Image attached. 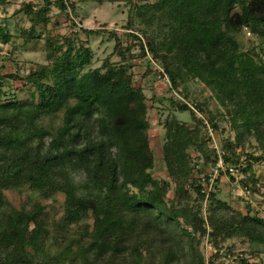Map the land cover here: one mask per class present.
Segmentation results:
<instances>
[{
    "label": "trees",
    "instance_id": "16d2710c",
    "mask_svg": "<svg viewBox=\"0 0 264 264\" xmlns=\"http://www.w3.org/2000/svg\"><path fill=\"white\" fill-rule=\"evenodd\" d=\"M6 2L0 0V8ZM131 2L142 26L125 25V45L115 38L117 62L105 59L91 68L90 47L65 38L47 39L45 63L26 75L18 68L1 73L0 67V264H206L199 239L219 253L220 243L233 237L264 249V217L231 207L216 191L222 173L234 181L229 167L236 174L243 156L264 163V0ZM51 4L25 6L30 25L18 30L23 44L38 37L35 28L47 22ZM53 4L75 10L65 0ZM243 29L261 40L258 52L241 50ZM9 35L8 25H0V44H9ZM147 53L168 78L172 106L193 120H164L161 179L151 172L147 136L153 105L133 79ZM147 73L156 74L146 66L142 75ZM5 80H20L22 87L9 95L2 90ZM188 80L202 83L215 104L214 113L206 100L194 103L203 119L215 130V115H222L235 135L219 147L222 168L215 169L216 151L201 130L202 119L177 100L186 99ZM25 89H31L29 99L18 100ZM48 117H59V125L41 124ZM252 142L257 155L245 148ZM250 162L239 182L254 193L264 178ZM22 189L38 199L29 209L5 198V190ZM58 195L63 202L56 218Z\"/></svg>",
    "mask_w": 264,
    "mask_h": 264
},
{
    "label": "rangeland",
    "instance_id": "374dc122",
    "mask_svg": "<svg viewBox=\"0 0 264 264\" xmlns=\"http://www.w3.org/2000/svg\"><path fill=\"white\" fill-rule=\"evenodd\" d=\"M50 1L52 4L45 15L47 22L45 24H37L35 30L38 37L27 44L22 43L18 32L20 28L27 30L30 25L29 16L25 13V6L30 4L33 7H39L42 5L43 0H8L5 3V7L0 8V25L4 26L7 24L10 34V43L6 45L0 44L1 73H13L18 68L21 75H26L38 64L45 63V41L47 39H50L49 41L53 43L54 41L60 43L65 38H71L76 45L80 42L88 45L92 51V61L89 65L91 68L99 67L105 59L117 62L120 48L116 45L115 38H119L122 41L120 42L125 45L127 38L125 25L131 23L133 30L137 27L140 29L142 26L139 19L135 16L132 0H65L66 3L72 2L74 4L75 10L73 12H69L67 9L66 11H59L53 4L56 0ZM144 1L153 2L155 0ZM15 12L16 14H14ZM82 29L95 30V33L88 35ZM111 33H114L115 36H112ZM238 41L242 51L258 52L259 47L262 45L261 40L257 36L245 29L238 36ZM14 47L16 48L14 49ZM133 52L137 53V49L135 48ZM138 64L137 61L134 67L133 79L142 87L144 94L149 100V105L151 102L153 105L148 113L149 128L147 130L155 162L151 172L154 178L161 179L165 177L164 169L166 166L162 159L161 148L164 140V120L172 115L188 124H191L193 120L189 111H177L172 106L170 100L174 98L175 94L169 90L165 82L154 78L158 81L157 83H160L155 87L148 83L150 73L142 75L146 66L152 72L154 71L155 66L153 63L145 59L140 65ZM139 66L141 69H139ZM139 70L140 72H138ZM3 84L2 90L9 95L16 93L22 87L20 80H5ZM183 85L186 88L187 101L199 103L206 100L208 109L213 110L215 113V104L210 99L209 91L205 89L202 83L197 80H188ZM30 93L31 89L19 90L17 99L21 101L27 100L30 97ZM153 95H155L156 100L152 99ZM97 115V112H94L89 121L93 122ZM195 115L198 117L197 114ZM215 116L214 122L217 125V129L213 130L215 144L220 147L225 139H229L232 142L235 141V135L227 120L222 115ZM59 122V117H48L44 118L41 124L46 127H57ZM201 130H203L205 135L203 126ZM91 136H98L97 128L92 131ZM253 146V142L251 145L245 144L247 152L257 155L258 151L254 150ZM209 147L212 148V143H209ZM195 154L192 152L193 156ZM249 162L255 175L261 179L264 178V163L254 162L243 156L238 172L234 174V181L231 182L229 177L222 173V177L216 182V191L218 197L226 201L231 207L243 213L249 211L252 215L257 214L260 217H264V180L259 185H256L257 189L254 193L245 191L239 182L243 178L242 170ZM4 195L8 204L17 209H29L33 205L34 200L38 201L36 196L25 189L20 191L5 190ZM167 195L170 198L172 191L169 190ZM62 202L63 196L58 195L54 203V208L58 212L56 218L61 215L59 209H61ZM44 203L48 206L50 201ZM204 206L202 210L203 216L205 215ZM3 211L4 213L7 211L5 205ZM220 247L221 250L216 253L214 247L206 239H199L197 245L198 251L206 264L207 261L211 262V264H243L241 259H244L247 264H264V249L261 246L253 245L245 238L233 237L224 243H220ZM216 254L219 257H215Z\"/></svg>",
    "mask_w": 264,
    "mask_h": 264
},
{
    "label": "built area",
    "instance_id": "2783aa9c",
    "mask_svg": "<svg viewBox=\"0 0 264 264\" xmlns=\"http://www.w3.org/2000/svg\"><path fill=\"white\" fill-rule=\"evenodd\" d=\"M147 58L153 63V65L155 66L154 68V72L156 74H154V77L157 78V80H160L162 82H165L167 84V86L169 85V81L167 76L164 74V71L162 69V67L160 66V64L154 60H152L150 58V55L147 53ZM178 100H181L183 103H185L189 108H191L195 114H197L198 118L202 119L203 122V127L205 130V135L209 138V143H212V148L215 149L216 151V155H217V162L215 165V169L218 167H223V161H222V151L220 150V148L218 147L217 144H215V138L213 136V129L212 127L203 119L201 113L197 110V108L195 107L194 103H190L189 101H187L186 99H181L179 98ZM214 169V171H215ZM229 171L230 173H232L233 175L235 174V169L229 167ZM215 177V172H213L211 174V179L209 180L210 182L212 181V179H214Z\"/></svg>",
    "mask_w": 264,
    "mask_h": 264
},
{
    "label": "crops",
    "instance_id": "0c3cea01",
    "mask_svg": "<svg viewBox=\"0 0 264 264\" xmlns=\"http://www.w3.org/2000/svg\"><path fill=\"white\" fill-rule=\"evenodd\" d=\"M139 69H141L140 66H139ZM138 72H140V70ZM154 78L155 77H153L152 74H149V82L148 83L154 85L155 87H157V85L160 84V83H157L158 81H156Z\"/></svg>",
    "mask_w": 264,
    "mask_h": 264
}]
</instances>
